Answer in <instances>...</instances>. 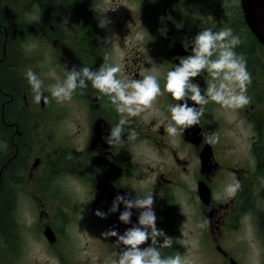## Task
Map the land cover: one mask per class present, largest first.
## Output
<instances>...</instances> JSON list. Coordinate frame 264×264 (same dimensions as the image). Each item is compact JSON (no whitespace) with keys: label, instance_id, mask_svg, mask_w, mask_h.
Returning <instances> with one entry per match:
<instances>
[{"label":"flooded vegetation","instance_id":"af4514ba","mask_svg":"<svg viewBox=\"0 0 264 264\" xmlns=\"http://www.w3.org/2000/svg\"><path fill=\"white\" fill-rule=\"evenodd\" d=\"M42 1L0 0V264H28L34 246L48 256L39 264H110L115 237L103 240L101 232L115 225L122 234L132 225L118 220L122 203L106 219L93 212L107 213L116 194L126 192L154 194L157 227L174 237L171 248L160 249L162 256L180 254L189 264H264V44L247 22L242 0H147L140 11L142 39L122 40L117 57L104 43V30L83 19L76 27L84 33L76 31L71 40L54 25L49 32L40 22ZM26 5L39 19L22 16ZM16 13L21 20L11 22ZM205 28H231L241 38L235 51L252 76L245 108L209 103L198 126L171 138L164 125L168 105L176 101L165 93L154 110L128 118L125 139L131 131L136 139L109 146L102 137L120 116L89 83L60 106L39 104L41 112L51 110V127L35 125L26 56L39 64L46 96L73 66L95 70L104 63L119 64L120 79L157 75L163 90L167 72L190 54L192 38ZM194 82L203 93L212 77L204 71ZM201 129L219 142L206 143ZM61 151L65 157L57 159ZM234 180L241 190L229 198L224 188ZM132 213L136 223L138 212ZM203 220L210 221L205 228Z\"/></svg>","mask_w":264,"mask_h":264},{"label":"clouds","instance_id":"9594fccd","mask_svg":"<svg viewBox=\"0 0 264 264\" xmlns=\"http://www.w3.org/2000/svg\"><path fill=\"white\" fill-rule=\"evenodd\" d=\"M106 21L103 27L109 23ZM118 40L119 36L112 34L104 38V43L114 45ZM241 43V38L234 35L231 28L218 31L205 28L197 32L191 40L190 54L181 57L175 67L167 72L163 90L157 75L154 74L142 73V78L139 79L118 78L122 71L119 64L104 63L95 70L87 66H73L71 70H67L66 78L62 82L58 81L49 86L47 91L50 96L44 95L43 81L31 68L26 70L24 76L31 87L33 100L38 105H47L53 99L57 103L71 101L77 89H85L90 83L102 97H107L109 103L105 106L114 108L120 116L118 123L110 127L108 135L102 139L109 146L122 147L126 141L134 140L138 136V133L131 131L125 139L124 127L129 123L128 118L154 110L157 98L165 93L176 101L168 105L169 117L164 125L165 133L171 138L198 126L205 106L209 103L231 111L249 105L251 100L247 90L252 83V76L247 70L246 58L235 51ZM213 56L216 58L213 59ZM204 71L212 77V82L202 93L200 85L195 83L194 79ZM201 136L208 144L219 142L218 135L209 134L204 129H201ZM4 147L7 145L4 144ZM67 159H72V156L69 155ZM240 190L239 180H234L224 188L229 198H234ZM121 203L124 210L120 212L118 220L132 226L126 228L122 234L115 225L100 234L103 240L115 237L112 245L117 249V253L110 264H189L180 254L162 256L160 249L171 248L174 237L157 227L153 193L149 192L143 196L136 194L134 197L127 192L117 193L107 213L96 209L93 215L106 219L108 215L119 211ZM133 209L138 212L136 223L131 219ZM209 222L203 220L199 226L205 228Z\"/></svg>","mask_w":264,"mask_h":264},{"label":"rangeland","instance_id":"374dc122","mask_svg":"<svg viewBox=\"0 0 264 264\" xmlns=\"http://www.w3.org/2000/svg\"><path fill=\"white\" fill-rule=\"evenodd\" d=\"M80 3L72 6L70 3L72 0H43V5L41 8V13L43 14L42 20L40 22H47L45 27H59L63 30V32L69 37L68 40L76 37L75 32L78 31L81 36L84 33V30L80 31L76 26L81 23V20L88 21V23L92 25V27H97L104 30L103 40L106 36H111L115 34L119 36V40L111 45V49H116L114 54L115 57L121 55L122 49L117 48L121 45L123 40V44L125 42H130L134 39V42H138V40L142 37L144 33V26H142V19H140V11L141 7L145 6L144 3L147 0H79ZM150 5V4H149ZM29 6L26 5V13H22L23 17H26V20L29 21L30 16L31 19H39L38 15L32 14L29 11ZM45 12L49 15V17H45ZM30 13V14H29ZM87 17L88 19H84ZM76 18L78 20H76ZM16 22L21 20L20 14L16 13L15 17ZM109 23L105 25L107 22ZM23 22H26L23 19ZM75 24V25H74ZM96 24V25H93ZM103 27V28H102ZM64 39H67L66 37ZM78 39V38H77ZM64 48H67L65 42L60 43ZM11 43L8 44L10 46ZM30 49L36 47L34 43L32 45L29 42ZM3 50V44L0 43V55ZM7 50V47H6ZM66 56V55H65ZM112 58V57H111ZM25 62L26 70L31 68L36 74L39 71V64H35V58L31 56H26L22 59ZM67 61V60H65ZM36 65L34 67L33 65ZM157 69H161V65L158 64ZM45 70L42 71V74L45 75ZM52 72H49L51 74ZM46 73V75L50 78V75ZM61 80V79H59ZM46 82V81H45ZM51 84V80L49 82ZM52 102L56 103V105L60 106V103H57L54 99ZM52 106V105H51ZM32 118L35 125H40L41 127H51L47 121L51 119V110H46L41 112L38 107V104L34 105L32 108ZM65 157V153L63 151L57 154V159H62ZM30 254L27 258L28 264H39V260H45L48 258L47 254L42 251L39 247H32L29 249ZM53 264V261L51 262Z\"/></svg>","mask_w":264,"mask_h":264},{"label":"water","instance_id":"95a60500","mask_svg":"<svg viewBox=\"0 0 264 264\" xmlns=\"http://www.w3.org/2000/svg\"><path fill=\"white\" fill-rule=\"evenodd\" d=\"M250 25L258 37L264 42V0H249Z\"/></svg>","mask_w":264,"mask_h":264},{"label":"trees","instance_id":"16d2710c","mask_svg":"<svg viewBox=\"0 0 264 264\" xmlns=\"http://www.w3.org/2000/svg\"><path fill=\"white\" fill-rule=\"evenodd\" d=\"M230 15L236 16V12H231Z\"/></svg>","mask_w":264,"mask_h":264}]
</instances>
